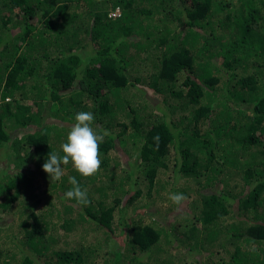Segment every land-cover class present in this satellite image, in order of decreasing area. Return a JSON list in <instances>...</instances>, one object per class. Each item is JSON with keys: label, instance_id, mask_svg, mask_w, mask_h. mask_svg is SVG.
<instances>
[{"label": "trees", "instance_id": "trees-1", "mask_svg": "<svg viewBox=\"0 0 264 264\" xmlns=\"http://www.w3.org/2000/svg\"><path fill=\"white\" fill-rule=\"evenodd\" d=\"M1 160L0 264H264V0H0Z\"/></svg>", "mask_w": 264, "mask_h": 264}, {"label": "rangeland", "instance_id": "rangeland-1", "mask_svg": "<svg viewBox=\"0 0 264 264\" xmlns=\"http://www.w3.org/2000/svg\"><path fill=\"white\" fill-rule=\"evenodd\" d=\"M50 135L52 137H54L53 135V132H50ZM33 151V150H31ZM10 154H15V152H12ZM12 156V155H11ZM18 162V160H17ZM172 160H170L168 162L169 165H172ZM7 167V162L5 163V161L2 162V160L0 161V176H4L3 174V169H5ZM45 173H48V171L44 170ZM62 171L59 172V174H61ZM165 177L171 175V172L166 169V171L163 173ZM240 175L237 176V178H239ZM198 179V178H197ZM41 178L38 180H36L34 183L35 184H38V182H40ZM177 180V179H176ZM192 182V187L189 189V192L190 193H193V195H189V197L187 198H183L182 201L180 202V206L182 208H179L178 206V210H183L182 211V214L186 213V212H193V213H196L197 211V204H198V198L200 199V196H199V193L200 192H208V191H215L217 189V186L214 184L212 186H210V188H204L201 186V183L203 180H199L198 181L200 182L199 184H196V179H191L190 180ZM40 184V183H39ZM185 184V183H184ZM41 185V184H40ZM43 186V185H42ZM195 188H198L196 191H195ZM198 192V196L195 195L197 194ZM14 193V190L13 189H5V191H3L1 194H0V201H2L5 197L9 198V204H14V202H10V195ZM33 193L37 196V195H40L41 193L39 192V187H36L35 190H33ZM42 195H40L38 197V199L41 197ZM241 196H243V194H241ZM21 198V197H20ZM192 198V200H191ZM37 199V200H38ZM27 201H31V200H27ZM145 202H146V199H142V201L140 202V208L137 210V211H142V210H145L146 208V205H145ZM168 205V204H167ZM165 205V206H167ZM22 206V204L20 203L19 205L17 206H14L13 207H10V210L9 211H6V209H4L3 211L0 210V224L2 227H4V231L7 233V236L10 234H14V232H16L18 230V227L16 228L15 224H14V218L16 217L15 215L19 214V211H20V207ZM168 207H170V204L168 205ZM167 207V208H168ZM176 207V208H177ZM36 210H39V208H42V201L41 203H37L36 202V205L34 207ZM166 208V209H167ZM70 209L74 210L73 215L72 217H75V219H77V214L75 213L76 209L74 207H70ZM42 210V209H41ZM40 210V211H41ZM165 210V209H164ZM77 212V211H76ZM125 215H133L136 213V211H133V209H128L126 211L123 212ZM181 214V215H182ZM153 217L154 218H159V216L157 215V213H154L153 214ZM223 219V218H222ZM78 220V219H77ZM50 221V217L48 219V222ZM52 222V221H51ZM54 223V222H52ZM60 223V222H59ZM57 223V227L60 226V224ZM56 224V223H54ZM77 225L78 227L77 228H81L83 226L86 225V222H80V221H77ZM51 231V230H49ZM59 233L58 235L60 236L59 240L56 241V243H53L52 244V248H55V249H78L81 245H83L85 248L87 249H92L94 247H96V244H97V239H101L102 238V234L97 231L98 233H95L94 234H89L87 235L86 237V240L83 241L81 238H80V232L79 231H76L75 229H72L71 231H64L63 229L61 228H58L57 230ZM78 234H79V237H78ZM16 237L14 238L18 243H21L20 240H19V237L21 236V233H16L14 234ZM24 244V243H23ZM20 245V244H19ZM23 246V245H22ZM25 246V244H24ZM23 248H26V246ZM105 250V249H104ZM96 251H98V247L96 248ZM49 252V251H48ZM189 257V256H188ZM12 264H16V263H19L20 259H19V256L17 255L15 258H12ZM190 261V262H189ZM200 263V260H193L192 257H189L188 258V263H185V264H199Z\"/></svg>", "mask_w": 264, "mask_h": 264}, {"label": "clouds", "instance_id": "clouds-1", "mask_svg": "<svg viewBox=\"0 0 264 264\" xmlns=\"http://www.w3.org/2000/svg\"><path fill=\"white\" fill-rule=\"evenodd\" d=\"M119 8L117 7V8H115L114 10H109V12H108V15L109 16H115V15H118L119 14ZM173 162V161H172ZM168 166H170V165H168ZM169 168V167H168ZM196 179V184H198V179L197 178H195ZM198 196V195H197ZM199 197V196H198ZM191 200H192V198H191ZM182 201V199H180V202ZM178 207L180 206V203H178V205H177ZM171 208V207H170ZM179 208H182L181 206L179 207ZM176 213H177V215L176 216H180L181 214H182V210H177L176 211ZM175 213V214H176ZM180 213V214H179ZM187 213H189V212H186V213H184V214H182L181 216H184L185 214H187ZM175 214H173V216H171L172 218L174 217V215ZM189 215V214H188ZM166 218V217H165Z\"/></svg>", "mask_w": 264, "mask_h": 264}]
</instances>
